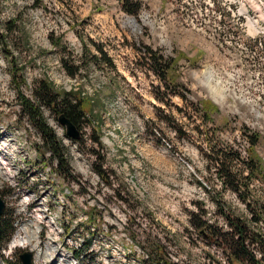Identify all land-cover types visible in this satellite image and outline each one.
<instances>
[{"label":"rangeland","instance_id":"374dc122","mask_svg":"<svg viewBox=\"0 0 264 264\" xmlns=\"http://www.w3.org/2000/svg\"><path fill=\"white\" fill-rule=\"evenodd\" d=\"M129 1L141 3L138 14L121 0H0V195L16 228L0 249L8 264H21L25 250L34 264H150L155 244L169 264H230L207 239L212 231L193 223L226 227L222 208L251 219L206 158L230 147L247 157L243 126L260 135V176L252 186L260 204L252 208L264 211V31L246 21L249 5ZM85 42L94 52L93 42L103 45L116 68L95 64ZM147 47L173 58L171 76L185 96L150 69ZM63 54L84 64L76 77L63 68ZM42 78L59 91L80 90L89 97L88 116L95 115V124L82 120L83 138L75 140L41 106L72 176L23 111L24 99L40 105L34 89ZM98 153L111 185L95 172Z\"/></svg>","mask_w":264,"mask_h":264},{"label":"trees","instance_id":"16d2710c","mask_svg":"<svg viewBox=\"0 0 264 264\" xmlns=\"http://www.w3.org/2000/svg\"><path fill=\"white\" fill-rule=\"evenodd\" d=\"M35 5H40L42 0H34ZM121 4L125 10L131 14H138L141 3H131L129 0H121ZM93 46L96 52L92 51L88 44L84 43L83 51L90 54L91 60L95 64H106L111 68H116L113 59L108 55V52L104 49L103 45L93 42ZM62 55V65L66 72L76 77L80 74L81 68L84 64L74 63L70 56ZM146 58L150 61V69L161 79L166 89L172 90V93H180L184 95L183 83L177 82L171 75L174 68V60L172 57H165L159 51L154 50L151 47L146 48ZM88 63L86 64V66ZM34 95L38 99L40 105H35L31 100L24 99L23 111L30 118L31 122L36 126L44 138V145L48 151L53 153V156L57 159L59 168L65 172L67 176H72L68 158L64 151V146L54 131L53 127L46 121L41 106L48 108L57 117L61 113L65 114L73 123L78 127L82 120L87 119L92 124H95V120L91 117H95L93 113H88L85 110V100L89 98L82 94L80 90H57L52 81L48 78H42L36 82ZM185 96V95H184ZM159 100L165 102L163 97H158ZM167 104V103H166ZM97 117V116H96ZM206 118L209 115L206 113ZM217 129V127H214ZM243 134L248 138V156H243L241 151L234 148H220L213 151L211 155H206L208 159V168L214 170L215 174L221 181V184L225 190H230L237 194L239 199L245 203L252 212L250 221L248 218H242L239 216H232L222 208L221 214L225 216L227 226L214 227L209 225L207 221H199L193 223L195 228L202 229L205 233V229H210L207 239L213 242L217 247L222 248L227 254V259L230 264H264V225H258L261 220L264 223V211H256L252 207H258L259 200L254 199L252 195V186L255 179H259L260 167L259 159L255 154V147L259 143L260 135L255 131H250L248 127L243 126ZM83 138V137H82ZM82 140V139H81ZM98 145L103 148L101 135H97L94 139ZM97 160L94 161L95 172L99 175L102 182L106 185H111L109 173L104 168V159L100 154H97ZM101 159V160H100ZM218 206L221 202L215 200ZM12 213L9 209H5L4 213L0 217V249L7 243L16 228L12 220ZM93 214L89 218L92 219ZM208 232V231H207ZM160 244H155L152 251L147 253L150 264H169L163 258V250ZM144 250V248H143ZM76 257H80L81 253L76 251ZM262 255V256H260ZM149 263L146 261V264Z\"/></svg>","mask_w":264,"mask_h":264},{"label":"water","instance_id":"95a60500","mask_svg":"<svg viewBox=\"0 0 264 264\" xmlns=\"http://www.w3.org/2000/svg\"><path fill=\"white\" fill-rule=\"evenodd\" d=\"M58 121L65 127L66 134L70 138L79 140L82 138L81 129L73 123L65 114L61 113L58 115ZM6 209V202L0 195V217ZM19 259L22 264H34L33 263V252L31 250H25L19 254Z\"/></svg>","mask_w":264,"mask_h":264},{"label":"bare ground","instance_id":"6f19581e","mask_svg":"<svg viewBox=\"0 0 264 264\" xmlns=\"http://www.w3.org/2000/svg\"><path fill=\"white\" fill-rule=\"evenodd\" d=\"M27 233V232H26ZM31 233V232H30ZM25 237V236H24ZM22 238V240L19 242V245H24L25 242H27V237L26 238ZM31 238V237H30Z\"/></svg>","mask_w":264,"mask_h":264},{"label":"built area","instance_id":"2783aa9c","mask_svg":"<svg viewBox=\"0 0 264 264\" xmlns=\"http://www.w3.org/2000/svg\"><path fill=\"white\" fill-rule=\"evenodd\" d=\"M249 19L247 18V21H248Z\"/></svg>","mask_w":264,"mask_h":264}]
</instances>
